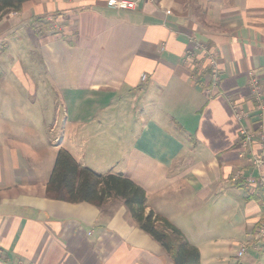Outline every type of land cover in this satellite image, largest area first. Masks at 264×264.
<instances>
[{"label": "crops", "instance_id": "0c3cea01", "mask_svg": "<svg viewBox=\"0 0 264 264\" xmlns=\"http://www.w3.org/2000/svg\"><path fill=\"white\" fill-rule=\"evenodd\" d=\"M107 1L29 0L0 18V264H173L122 201L46 197L59 149L139 185L200 264H253L264 111L250 82L264 97V0ZM219 219L239 236L188 239L217 233Z\"/></svg>", "mask_w": 264, "mask_h": 264}, {"label": "trees", "instance_id": "16d2710c", "mask_svg": "<svg viewBox=\"0 0 264 264\" xmlns=\"http://www.w3.org/2000/svg\"><path fill=\"white\" fill-rule=\"evenodd\" d=\"M29 0H0V18L19 12ZM46 188L47 198L71 204L87 203L101 207L110 200H120L137 228L159 243L173 264H200L198 249L164 217L147 212L145 190L122 174H97L77 164L66 150L59 149Z\"/></svg>", "mask_w": 264, "mask_h": 264}, {"label": "built area", "instance_id": "2783aa9c", "mask_svg": "<svg viewBox=\"0 0 264 264\" xmlns=\"http://www.w3.org/2000/svg\"><path fill=\"white\" fill-rule=\"evenodd\" d=\"M138 2H136L135 0H108L106 2V5L107 7L113 9V10H125V11H133V10H136L137 9V4ZM211 64L212 65H215L214 61L211 60ZM142 79H145V76L142 77ZM215 79V75H213V80ZM250 93H252V95L258 100V106H257V110L258 112L262 113L264 111V97H262V93L260 92L261 89L260 87L258 86V83L256 82V80H252L250 82ZM241 116H239L240 118ZM241 134L243 136L246 137L247 141L251 139V136H254L253 134L243 130V131H240ZM259 141H260V147H261V155L262 157H264V125H262V127L260 128L259 131H257L256 135H255ZM255 164L257 167H261L263 165V162L262 160H257L255 161ZM247 184L248 185H252V186H255L253 183H254V180L252 179H247L246 180ZM261 182L264 183V177L261 178ZM257 239H264V225H262L256 236H255Z\"/></svg>", "mask_w": 264, "mask_h": 264}, {"label": "rangeland", "instance_id": "374dc122", "mask_svg": "<svg viewBox=\"0 0 264 264\" xmlns=\"http://www.w3.org/2000/svg\"><path fill=\"white\" fill-rule=\"evenodd\" d=\"M61 115H62V109H61ZM239 216H241V215L239 214ZM219 220H220V222H219V224L217 226L220 229L218 230L217 233H214V232H211V231L210 232H206V234H203L202 238H200V236L198 238V235L195 234V233H191V234L189 233L188 234V237H189L188 239L191 240V241H193V242H195V243H197L198 245H201L202 246L206 242L205 238H208V237L215 236V237H217L220 240L221 239H224V240L226 239L227 240L228 237L231 239V237L236 238V237L239 236V227H240V225H237V223H236V224H234L233 227H230V229H227L228 228V225L227 224L229 222L226 223L227 221H225V224H222V220L221 219H219ZM240 220H243V217H240ZM183 221L184 220H182L181 222H183ZM209 225L207 227H209ZM203 226H205V225H203ZM192 230H193L192 232H194V228ZM240 240H241V238L239 237L237 239V241L239 242ZM237 250H239L238 245H237V247L234 248V250L232 252L233 253L234 252L236 253ZM252 253H254V255H252V254H250V255L253 258H256V262H254L253 264H257V263L259 264V263H263L264 262V251H260L259 253H255V252H252ZM230 254H231V252H230ZM255 254H257L256 257H255ZM228 264H239V261L237 259H233L232 257H230V260H229V263ZM246 264H248V263H246Z\"/></svg>", "mask_w": 264, "mask_h": 264}]
</instances>
